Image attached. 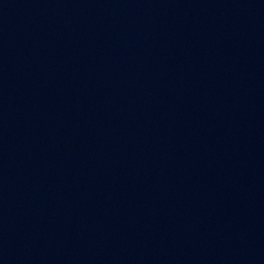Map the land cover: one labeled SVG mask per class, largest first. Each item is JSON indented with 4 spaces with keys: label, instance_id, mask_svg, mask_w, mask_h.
<instances>
[{
    "label": "water",
    "instance_id": "water-1",
    "mask_svg": "<svg viewBox=\"0 0 264 264\" xmlns=\"http://www.w3.org/2000/svg\"><path fill=\"white\" fill-rule=\"evenodd\" d=\"M0 264H264V0H0Z\"/></svg>",
    "mask_w": 264,
    "mask_h": 264
}]
</instances>
